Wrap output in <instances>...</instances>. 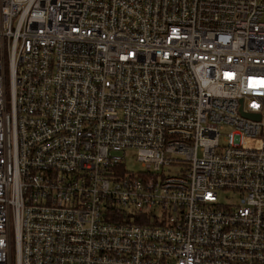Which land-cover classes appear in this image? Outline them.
Here are the masks:
<instances>
[{
    "label": "built area",
    "instance_id": "built-area-1",
    "mask_svg": "<svg viewBox=\"0 0 264 264\" xmlns=\"http://www.w3.org/2000/svg\"><path fill=\"white\" fill-rule=\"evenodd\" d=\"M0 264H264V0H0Z\"/></svg>",
    "mask_w": 264,
    "mask_h": 264
},
{
    "label": "rangeland",
    "instance_id": "rangeland-1",
    "mask_svg": "<svg viewBox=\"0 0 264 264\" xmlns=\"http://www.w3.org/2000/svg\"><path fill=\"white\" fill-rule=\"evenodd\" d=\"M125 169L129 172H139L141 171L140 163L135 159V150H129L125 157ZM228 197L230 199H228ZM232 201V194L229 192L222 193L219 197V202L228 203Z\"/></svg>",
    "mask_w": 264,
    "mask_h": 264
},
{
    "label": "water",
    "instance_id": "water-1",
    "mask_svg": "<svg viewBox=\"0 0 264 264\" xmlns=\"http://www.w3.org/2000/svg\"><path fill=\"white\" fill-rule=\"evenodd\" d=\"M243 115H244V116H248V117H249V116H250V117H254V116H255V117H258V116H256V115H254V114H250V113H243Z\"/></svg>",
    "mask_w": 264,
    "mask_h": 264
}]
</instances>
